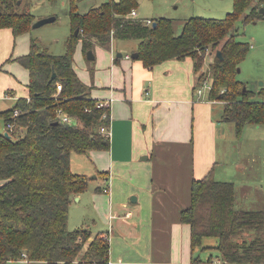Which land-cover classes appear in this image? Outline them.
I'll return each instance as SVG.
<instances>
[{
    "label": "trees",
    "instance_id": "obj_1",
    "mask_svg": "<svg viewBox=\"0 0 264 264\" xmlns=\"http://www.w3.org/2000/svg\"><path fill=\"white\" fill-rule=\"evenodd\" d=\"M80 1L69 0L71 34L63 54L53 55L31 39L27 54L5 61L28 70L29 81L28 98H19L12 109L0 112L5 127L8 121L15 126L10 138L0 132V264L20 259L109 264L107 235L98 233L89 241L86 229L68 228L71 199L85 192L89 182L86 175L71 171L70 154L110 147V139L99 131L109 125L102 116L106 112L109 118L110 109L97 107L90 97L91 86L80 80L73 67L79 41L85 54L96 45L108 49L114 40L136 41L137 59L144 67L190 58L197 73L207 52L225 39L219 49L223 59L215 56L211 64L206 100L223 102L222 120L233 123L237 135L246 125L264 126V87L257 93L243 90L236 78L250 47L238 39L237 29L231 33L239 20L247 23L259 18L257 10L264 9V0H234L232 12L221 19L189 18L180 34L170 18L153 20L154 27L132 18L129 14L137 9L138 0H108L84 13L78 12ZM19 4L0 0V29H10L14 39L29 33L34 22L32 15L17 11ZM53 71L56 76L49 82ZM198 82L197 86L202 85ZM15 109L19 114L12 118ZM58 110L71 121L61 122ZM241 201L234 183L216 180L212 170L192 180L190 204L180 212V221L190 227L192 253L214 248L217 254L209 261L264 264V207L244 209ZM247 234L250 240L244 237ZM208 237L215 238V246L203 245ZM192 262H201L200 257L192 255Z\"/></svg>",
    "mask_w": 264,
    "mask_h": 264
},
{
    "label": "crops",
    "instance_id": "obj_2",
    "mask_svg": "<svg viewBox=\"0 0 264 264\" xmlns=\"http://www.w3.org/2000/svg\"><path fill=\"white\" fill-rule=\"evenodd\" d=\"M16 39L10 29H0V112L12 109L19 98H28V70L17 62H5L28 53L27 49L14 53ZM100 48L110 52V66L103 76L100 73L97 84L93 81L88 86L92 99H113L110 147L91 151L90 166L83 173L70 168L88 178V174H95L97 183L89 179L86 191L72 197L69 209L74 203L77 216L71 218L74 226L68 225L69 230L86 229L91 234L89 241L98 233L107 235L109 264H230L209 261L210 257L193 263L190 227L180 221V212L190 204L192 180L203 178L210 170L215 174L218 141L225 138V121L222 111L220 118L216 116L215 104L223 102L195 99L198 86L190 58L170 59L146 68L130 56L137 44L122 48L117 61V48L112 43L108 49ZM93 54L95 60L96 52ZM0 118V132L4 133L5 120ZM252 126L256 132L264 129ZM257 162L254 157L247 163L236 161L240 187L237 182L214 178L231 181L238 193H248L241 195L244 201L251 195L254 179L248 176L254 166L258 167ZM103 186H108L107 192H101ZM260 198L255 199L257 205ZM88 209L91 211L86 214ZM87 219L93 223L89 228L84 226ZM41 263L45 262L20 259L16 264Z\"/></svg>",
    "mask_w": 264,
    "mask_h": 264
},
{
    "label": "rangeland",
    "instance_id": "obj_3",
    "mask_svg": "<svg viewBox=\"0 0 264 264\" xmlns=\"http://www.w3.org/2000/svg\"><path fill=\"white\" fill-rule=\"evenodd\" d=\"M18 1H20V4L17 7V11H25V13L32 15L34 21L49 16H55L56 20L39 28L31 29L28 35H23L18 40L16 39L17 43L16 47L14 46V53L22 51L23 49H27L29 52V42L31 39H35L38 40L42 46L48 48L53 55L63 54L66 49V41L71 34L69 0H17V3ZM106 1L108 0H81L77 3L78 12L84 13L90 7L101 5V3ZM233 1L234 0H138L136 10L140 19H150L152 21L161 17L172 19L175 33L180 34L184 23L189 18H224L228 13L232 12ZM255 3L256 2L253 4L255 5ZM250 9L251 7H249L247 11ZM260 9L261 8L257 10L260 16H258L259 18H255L247 23H243L239 20L236 22L231 32L233 33V31L237 29L238 39L244 41L250 47L246 58L239 66L236 78L243 84V87L254 93H257L261 87H264V13H260ZM224 42L225 39L220 42L217 48L207 52L203 66L196 73V81H200V84L205 80L208 81V83L210 82L211 64L216 51L220 49ZM136 44V41L129 40L112 41V47L115 46L117 48L115 54L119 52L122 53V48L130 49ZM92 50L96 52L97 58L94 61H88L83 54L82 44L79 41L73 56V67L80 80L86 85H91L93 81L97 84L100 73L102 74L101 76H103L104 70H107L111 62V55L108 50L100 47H95ZM198 88L199 87H197V89ZM200 88L202 90V95L198 97L196 89L194 94L195 99L207 96L208 85L205 87L202 85ZM222 107L223 105L219 103L215 104V114L218 118H220L219 113L222 111ZM1 127H3V122L0 118V128ZM222 127L225 130V138L218 141V162H216L217 164L215 167V178L231 180L236 183L238 181L235 172L236 161L240 160L247 163L249 158L254 157L258 160V167L254 166L251 170V174H249L250 176H248L249 179H254V182L251 183L252 192H250V196L244 198V201H241L243 206L241 208H257L259 205L264 207V129L257 131V133L252 125H247L242 132L237 135L233 123L225 121ZM221 131L223 132L222 129ZM89 153L78 154L73 152L70 156V168L74 172L83 173L84 169L90 166L88 158L91 157V154L89 155ZM85 155H89V157ZM94 175L95 174H88L89 179L95 180L96 182L97 180L93 179ZM104 186L102 189H104ZM236 186L240 187L241 185L237 182ZM246 194L248 193L243 190L239 191V195ZM84 195H86V193H84ZM256 197H261L257 201V203H259L258 205L256 204ZM90 211V209L86 210V214ZM69 213L70 220L68 217V225H70L69 228H72L74 225L71 222V218L75 219L77 216L74 203L70 206ZM89 221L90 220L87 219L84 226L87 224L88 228L91 227L90 225L93 223L91 221V223H89ZM244 237L247 240L251 239V236L248 234ZM203 245L213 247L216 245V240L211 237L205 238ZM216 254L217 251L214 248H198L194 251V255L200 258L215 257ZM17 262L18 261H15L14 263L16 264Z\"/></svg>",
    "mask_w": 264,
    "mask_h": 264
},
{
    "label": "built area",
    "instance_id": "obj_4",
    "mask_svg": "<svg viewBox=\"0 0 264 264\" xmlns=\"http://www.w3.org/2000/svg\"><path fill=\"white\" fill-rule=\"evenodd\" d=\"M129 15L132 18H134V19L141 20L145 25H149L150 26L153 23V21L150 20V19H145V20L144 19H140L138 17V13H137L136 9H132ZM126 57H129V56H126ZM202 85L204 87L208 85V89L210 88V85H209L208 81H203ZM202 85H200V86H202ZM200 86H198L199 88L197 89L198 97H200L202 95V90H201ZM60 88L61 87L58 85V90H60ZM112 101H113V99H109V100H106V101H97V107H105L107 109L108 108L110 109V105L112 104ZM18 114H19V109H15L13 111L12 118L17 117ZM57 118L63 123H69L71 121V118L65 112H63L62 110H58L57 111ZM102 118L103 119H109V123H110V117L108 118V114L106 112L103 114ZM109 125L108 126H106V125L101 126L99 131L104 137L110 139L111 138V131H110V126ZM6 130H7L8 133H13L15 131L14 124L12 122L8 121L6 123ZM102 191L107 192L108 191V186H106L104 189H102ZM23 257L25 258V254H23Z\"/></svg>",
    "mask_w": 264,
    "mask_h": 264
},
{
    "label": "water",
    "instance_id": "obj_5",
    "mask_svg": "<svg viewBox=\"0 0 264 264\" xmlns=\"http://www.w3.org/2000/svg\"><path fill=\"white\" fill-rule=\"evenodd\" d=\"M19 3H20V1H18V4ZM260 13H264V9H260ZM55 20H56V17L55 16H49V17H44V18L38 19V20H36V21H34L32 23L31 29L39 28V27H41V26H43L45 24H49V23H51V22H53ZM155 25H156V22L154 21L152 23V26L154 27ZM77 32H78V30L75 31V34H77ZM130 56H131V58H137L138 57V52H134ZM215 56L218 57L220 60L223 59L222 53H221L220 50H217L216 51ZM117 57H122V54L121 53H117ZM86 58L88 60H90V61L91 60H94V54H93L92 50H88L86 52ZM238 71H239V69H238ZM55 76H56V73H55V71H53L52 74H51V77L49 79V82H51L55 78ZM243 90H245V87L243 88ZM3 134H4L5 137L10 138V135H9V133L7 131L4 132Z\"/></svg>",
    "mask_w": 264,
    "mask_h": 264
}]
</instances>
